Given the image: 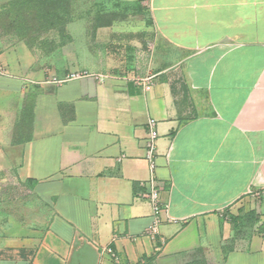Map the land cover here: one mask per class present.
<instances>
[{
    "label": "crops",
    "instance_id": "obj_1",
    "mask_svg": "<svg viewBox=\"0 0 264 264\" xmlns=\"http://www.w3.org/2000/svg\"><path fill=\"white\" fill-rule=\"evenodd\" d=\"M140 3L150 49L113 22L52 67L0 35V264H264V0ZM70 72L88 77L51 81Z\"/></svg>",
    "mask_w": 264,
    "mask_h": 264
},
{
    "label": "rangeland",
    "instance_id": "obj_2",
    "mask_svg": "<svg viewBox=\"0 0 264 264\" xmlns=\"http://www.w3.org/2000/svg\"><path fill=\"white\" fill-rule=\"evenodd\" d=\"M140 2L128 5L120 0H13L0 8V35L7 45L24 40L38 58L49 61L52 67L79 51H91L92 28L113 22H130L132 32L148 35L150 49L155 33L148 8ZM83 32L86 37L81 36ZM250 198L255 207L264 203ZM183 264L218 263L205 249L187 255Z\"/></svg>",
    "mask_w": 264,
    "mask_h": 264
},
{
    "label": "built area",
    "instance_id": "obj_3",
    "mask_svg": "<svg viewBox=\"0 0 264 264\" xmlns=\"http://www.w3.org/2000/svg\"><path fill=\"white\" fill-rule=\"evenodd\" d=\"M88 77V73L86 72H70L63 77H53L51 81L58 85H62L68 83L73 80H82ZM151 79H147L145 82L149 83ZM146 89H149V85L145 86ZM156 121H149V132L148 137L146 139V160L148 161L150 168L152 171L156 169V140H157V131H156ZM143 187L146 190L147 197L153 205L154 210V223L150 227V235L154 238L157 235L159 225L161 223V200H160V189L157 185V182L154 179H150L143 183ZM249 195L253 198H257L259 200L264 199V188L259 191H250ZM106 252L110 255L111 259L116 264H121V257L118 255L115 250L112 248H107Z\"/></svg>",
    "mask_w": 264,
    "mask_h": 264
},
{
    "label": "trees",
    "instance_id": "obj_4",
    "mask_svg": "<svg viewBox=\"0 0 264 264\" xmlns=\"http://www.w3.org/2000/svg\"><path fill=\"white\" fill-rule=\"evenodd\" d=\"M18 3H20V1L18 2ZM17 2H16V4H18ZM16 4H13L12 6L14 7V5H16ZM10 8H11V6H10ZM18 41H24V40H18ZM25 42V41H24ZM235 220L236 218L235 217H232V220Z\"/></svg>",
    "mask_w": 264,
    "mask_h": 264
}]
</instances>
